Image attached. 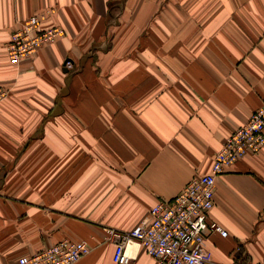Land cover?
I'll use <instances>...</instances> for the list:
<instances>
[{"label":"crops","instance_id":"0c3cea01","mask_svg":"<svg viewBox=\"0 0 264 264\" xmlns=\"http://www.w3.org/2000/svg\"><path fill=\"white\" fill-rule=\"evenodd\" d=\"M32 15L63 35L14 64ZM0 86V264L61 239L91 247L74 264H113L104 231L207 174L259 107L264 0H0ZM208 218L227 232L212 264H264V147L217 178Z\"/></svg>","mask_w":264,"mask_h":264},{"label":"built area","instance_id":"2783aa9c","mask_svg":"<svg viewBox=\"0 0 264 264\" xmlns=\"http://www.w3.org/2000/svg\"><path fill=\"white\" fill-rule=\"evenodd\" d=\"M41 18L32 15L19 23L6 45V55L13 63L29 59L41 47L52 45L63 35L62 29H41ZM65 66L70 67L66 61ZM0 87V102L8 95ZM264 147V100L247 122L233 131L212 161L207 174L195 176L169 200L158 201L148 211V222L130 231L108 229L114 244L113 264H132L126 248L135 243L157 264H212L206 242L213 233L227 232L208 218L214 205L217 178L226 168L248 153ZM90 252L85 241L60 240L34 254L18 259V264H74Z\"/></svg>","mask_w":264,"mask_h":264},{"label":"rangeland","instance_id":"374dc122","mask_svg":"<svg viewBox=\"0 0 264 264\" xmlns=\"http://www.w3.org/2000/svg\"><path fill=\"white\" fill-rule=\"evenodd\" d=\"M61 37H62V36H61ZM59 38H60V37H59ZM59 38H58V39H59ZM58 39H57V40H58ZM49 46H50V45H49ZM44 47H45V46H44ZM40 49H41V48H40ZM37 52H38V50H37V51H36L31 57H29V59L33 58L34 55H35ZM29 59H25L24 61L29 60ZM69 62H70V61H69ZM19 63H20V62H19ZM19 63H14V64H19ZM0 87L4 88L3 86H0ZM5 89H6V88H5ZM7 90L9 91V89H7ZM8 96H9V92H8L7 97H8ZM7 97H6V98H7ZM6 98H5V99H6ZM263 100H264V96H263V98H262V100H261V103H260L259 107H258L255 111H257V110L262 106V104H263ZM2 101H3V100H2ZM2 101H1V102H2ZM255 111H253V112L251 113V115H252ZM251 115H250V117H251ZM250 117H249V118H250ZM249 118H248V119H249ZM248 119H247V120H248ZM246 122H247V121H246ZM246 122H245V123H246ZM245 123H244V124H245ZM244 124H243V125H244ZM241 126H242V125H241ZM239 127H240V126H239ZM239 127H237V128H239ZM237 128L233 129V130L231 131V133H232L233 131H235ZM231 133H230V134H231ZM230 134H229V135H230ZM229 135L227 136V138L229 137ZM227 138H226V139H227ZM226 139H225V141H226ZM225 141H224V143H225ZM224 143H223V145H224ZM223 145L221 146V148L223 147ZM221 148H220V149H221ZM220 149H219L218 151H220ZM218 151H217V152H218ZM217 152H216V153H217ZM216 153H215V154H216ZM214 156H215V155H214ZM211 165H212V164H211ZM190 180H191V179H190ZM160 201H161V200H160ZM148 211H149V210H148ZM147 222H148V214H147V216H146V219H144V220L141 222V224H139L138 226H140V225H144V224H146ZM110 229H112V228H110ZM107 230H108V229H107ZM107 230H106V231H107ZM103 239L106 240V241H108V242H111V239L109 238L108 233L105 232V231H104V234H103ZM61 240H63V239H61ZM68 240H70V239H68ZM59 241H60V240H59ZM71 241H73V240H71ZM77 241H82V240H77ZM57 242H58V241H57ZM55 243H56V242H55ZM86 243H87V242H86ZM53 244H54V243H53ZM87 244H88V243H87ZM88 245H89V244H88ZM89 248H90V250H91V247H90V246H89ZM113 253H114V252H113ZM112 257H113V254H112Z\"/></svg>","mask_w":264,"mask_h":264},{"label":"bare ground","instance_id":"6f19581e","mask_svg":"<svg viewBox=\"0 0 264 264\" xmlns=\"http://www.w3.org/2000/svg\"><path fill=\"white\" fill-rule=\"evenodd\" d=\"M39 16V15H38ZM40 17V16H39ZM41 18V17H40ZM41 20V19H40ZM41 24V23H40ZM39 50V49H38ZM135 251H137V245L135 243H131L126 248V257L133 260V257L135 255Z\"/></svg>","mask_w":264,"mask_h":264}]
</instances>
